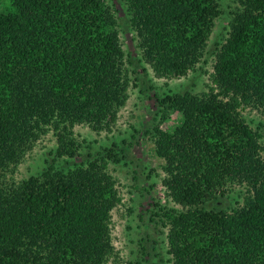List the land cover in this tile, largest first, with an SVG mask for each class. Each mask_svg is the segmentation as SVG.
Wrapping results in <instances>:
<instances>
[{"label":"trees","instance_id":"obj_1","mask_svg":"<svg viewBox=\"0 0 264 264\" xmlns=\"http://www.w3.org/2000/svg\"><path fill=\"white\" fill-rule=\"evenodd\" d=\"M0 13V177L46 127L57 156L80 157L74 129L110 133L130 80L117 21L105 0H9ZM139 47L156 77L178 79L201 64L218 0H125ZM229 37L201 95L157 96L172 131L153 129L163 186L183 211L169 221L173 264H264V147L239 109L264 110V0H239ZM69 170L49 167L0 186V264H107L111 211L120 202L110 162L117 148ZM229 184L248 185L242 207L209 209Z\"/></svg>","mask_w":264,"mask_h":264},{"label":"rangeland","instance_id":"obj_2","mask_svg":"<svg viewBox=\"0 0 264 264\" xmlns=\"http://www.w3.org/2000/svg\"><path fill=\"white\" fill-rule=\"evenodd\" d=\"M117 21L125 59L124 66L130 80L129 99L120 110L117 124L110 133H96L87 125L74 129L81 145L80 157L57 156L58 142L53 127H46L28 145L23 158L11 165L0 177L1 188L17 187L32 176H40L49 167L69 170L85 164L114 148L120 162H110L108 171L116 180L120 202L111 211L110 231L113 254L107 264H173L169 254V221L164 214L183 211L172 202L163 186L164 161L157 156L153 129L163 114L156 97L190 92L201 95L212 85L216 56L229 37L233 13L240 10L239 0H218L223 14L215 22L204 58L188 76L178 79H159L148 65L139 47L137 31L132 24L125 0H105ZM9 0H0V13L13 11ZM240 114L250 127L261 135L264 147V110L243 105ZM161 127L172 131L181 124L177 113L167 114ZM264 156V152H263ZM251 193L248 185L229 184L224 197L209 203V209L231 212L244 204Z\"/></svg>","mask_w":264,"mask_h":264}]
</instances>
